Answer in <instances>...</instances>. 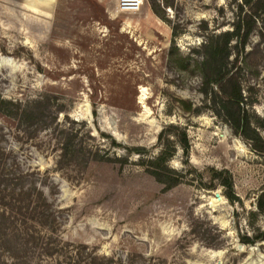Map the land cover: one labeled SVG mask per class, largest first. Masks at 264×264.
<instances>
[{
	"label": "rangeland",
	"instance_id": "obj_1",
	"mask_svg": "<svg viewBox=\"0 0 264 264\" xmlns=\"http://www.w3.org/2000/svg\"><path fill=\"white\" fill-rule=\"evenodd\" d=\"M239 1L167 0L156 13L144 0L129 13L119 0H0V96L33 111L20 118L0 106L2 146L24 173L43 178L64 245L144 255L135 264H264V240L240 241L264 229L256 214L264 155L206 106L193 52L213 31L231 29ZM239 62L247 107L264 117V10ZM168 123L186 129L190 164L205 179L208 167L231 172L240 201L195 174L164 190L127 155V146L157 154ZM183 160L178 147L169 165L183 169Z\"/></svg>",
	"mask_w": 264,
	"mask_h": 264
},
{
	"label": "trees",
	"instance_id": "obj_2",
	"mask_svg": "<svg viewBox=\"0 0 264 264\" xmlns=\"http://www.w3.org/2000/svg\"><path fill=\"white\" fill-rule=\"evenodd\" d=\"M147 1L156 13V8H161L162 4L168 5L167 0ZM263 10L264 0H240L231 29L213 31L200 46L193 49L199 57L197 70L201 77L200 91L208 103L206 106L260 155H264V117L250 112L247 107L248 100L243 95L239 77V56L245 51ZM172 29L174 44L177 31L174 26ZM173 48L177 49L174 45ZM4 105L12 116L21 118L33 115L32 110L21 108L19 104L0 96V106ZM200 111L199 106L193 109L195 113ZM170 132L174 140L169 138ZM4 136L3 128H0V264H135L136 260L144 258L141 254H131L125 258L99 256L84 244L73 247L75 249L69 244L64 245L53 232L55 205L47 196L46 189L37 181L43 178L35 172L24 173L15 162L12 150L7 151L2 146ZM158 141L165 147L154 155H150L145 146H127L124 149L127 155L134 153L140 157L139 164L163 184L164 190L183 183L188 174H195V180L203 187L212 189L220 185L230 202L240 201L229 170L208 167L209 178L205 179L204 173L190 164V142L185 128L168 123L160 131ZM112 143L122 146L114 139ZM69 145L70 140L63 145L65 152ZM178 147L184 156L183 169L169 165ZM127 157L118 159L126 163ZM256 210L257 215L264 217V192L257 197ZM261 240H264V229L261 228H257L252 236H240L243 243L254 244Z\"/></svg>",
	"mask_w": 264,
	"mask_h": 264
},
{
	"label": "built area",
	"instance_id": "obj_3",
	"mask_svg": "<svg viewBox=\"0 0 264 264\" xmlns=\"http://www.w3.org/2000/svg\"><path fill=\"white\" fill-rule=\"evenodd\" d=\"M119 6L122 12L135 13L140 10L144 0H119Z\"/></svg>",
	"mask_w": 264,
	"mask_h": 264
},
{
	"label": "water",
	"instance_id": "obj_4",
	"mask_svg": "<svg viewBox=\"0 0 264 264\" xmlns=\"http://www.w3.org/2000/svg\"><path fill=\"white\" fill-rule=\"evenodd\" d=\"M212 195H213V198H214V202H219V201H221V199H222V195H221V192H220V190L219 189H217V190H215V191H213L212 192ZM210 204H213V202H210ZM239 248H241V245H239ZM252 250H257V247L256 246H253L252 247ZM222 254V252L221 251H219L218 253H217V255H221Z\"/></svg>",
	"mask_w": 264,
	"mask_h": 264
},
{
	"label": "bare ground",
	"instance_id": "obj_5",
	"mask_svg": "<svg viewBox=\"0 0 264 264\" xmlns=\"http://www.w3.org/2000/svg\"><path fill=\"white\" fill-rule=\"evenodd\" d=\"M119 8H120V7H119ZM119 10L121 11V9H119ZM141 99H142V96L140 97V100H141ZM213 200H214V198H213V197H211V201H213ZM222 202H223V201H221V202L219 201V202H215L214 204H216V205H217V204H220V203H222Z\"/></svg>",
	"mask_w": 264,
	"mask_h": 264
}]
</instances>
